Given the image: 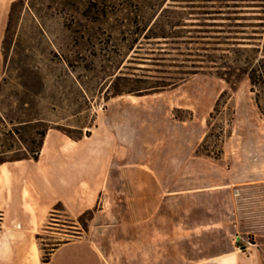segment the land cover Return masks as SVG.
I'll use <instances>...</instances> for the list:
<instances>
[{"label": "crops", "instance_id": "0c3cea01", "mask_svg": "<svg viewBox=\"0 0 264 264\" xmlns=\"http://www.w3.org/2000/svg\"><path fill=\"white\" fill-rule=\"evenodd\" d=\"M13 1L0 0V36ZM215 3L180 9L212 12L188 13L185 22L197 30L245 15L220 13ZM192 82L111 98L76 140L49 127L36 160L0 164V264H264V121L251 99L245 109L236 101L224 152L204 162L201 125L190 131L176 118L190 111L192 126L214 108L196 88L185 94ZM204 166L211 175L187 177ZM90 210L86 227L78 226ZM40 232L67 237L47 263Z\"/></svg>", "mask_w": 264, "mask_h": 264}, {"label": "rangeland", "instance_id": "374dc122", "mask_svg": "<svg viewBox=\"0 0 264 264\" xmlns=\"http://www.w3.org/2000/svg\"><path fill=\"white\" fill-rule=\"evenodd\" d=\"M207 1L218 2L211 6L224 8L220 13L245 15L213 18L230 19L223 24H212L217 28H190L192 24L185 22L188 13L212 12L180 8ZM13 2L5 11L0 36V82L5 79L0 90V105L8 113H15L16 106L21 108L17 121L20 124L13 121L14 126L8 125V129H15L20 137L26 138L30 131L27 121L32 112L38 119V133L53 127L78 138L81 130L90 128L95 116L102 113L107 100L157 94L189 80H193V84L185 94L193 95L196 88V95L201 94L204 103H215L221 95L217 93L220 87H226L219 106L215 108V103L210 112L204 113V121L190 126V111L176 113V118L186 120L190 131L198 130L201 125L205 136L198 151L204 162H214L224 152L236 101L245 109L246 100L251 99L264 121L254 102L255 93H259L264 113V90L257 86L255 93L249 92L246 64L249 61L252 65L264 54V0ZM226 7L250 9L226 10ZM236 65L239 70H235ZM226 78L235 84L226 83ZM12 135V140H8L12 147L2 150L5 153L0 155V160L25 156L30 149L18 141V135ZM40 139L39 135L34 137V149ZM211 172L210 167L204 166L201 171L187 170L186 175L206 177ZM222 172L219 169V175ZM165 173L177 177L178 171ZM57 210L60 212L54 214L63 216L61 209ZM90 218L87 215L82 221L87 223ZM77 225L82 226L79 221ZM38 235L36 243L41 260L44 250L67 239L49 232ZM232 237L234 235H228V239Z\"/></svg>", "mask_w": 264, "mask_h": 264}, {"label": "trees", "instance_id": "16d2710c", "mask_svg": "<svg viewBox=\"0 0 264 264\" xmlns=\"http://www.w3.org/2000/svg\"><path fill=\"white\" fill-rule=\"evenodd\" d=\"M15 2L12 3V6L14 5ZM11 15V13H10ZM6 31H9V20H8V24L6 27ZM249 66V71H247V75H248V79H249V83L251 85V93H255L254 92V88H256L257 86H260L262 88V90H264V54L262 55L261 59H256L255 62L250 65L249 61H247L246 63ZM235 70H239V67L236 65L235 66ZM226 83L232 85L235 84V82L231 81L230 78H226L225 79ZM5 83V79L3 78L2 81L0 82V90L2 88V85ZM226 95V92H222L221 95L219 96L218 100L216 101L215 104V108H217L219 106V103L222 99V97ZM259 93H255V105L257 106L258 110L260 111V114L262 116H264L263 111L261 110L260 104H259ZM214 111H217L216 109H214ZM12 115H11V114ZM6 112L4 111L3 107H1L0 105V155H3L5 153V151H2L3 149H9V147H12V144L9 143L8 140H12L13 135H18V141L21 144H27L28 146H30V149H27V154L25 156H16L10 160H0V164L5 163V162H10V161H17V160H23V159H32V160H36L38 158V154H39V150H40V146H41V142H42V138L44 136V133H38L37 128H36V124L38 122V119L36 118V113L32 112L30 115V119L27 121L28 124L31 125L30 131L27 135L26 138L20 137L21 135L15 130V129H8V125L14 126L13 121H16L15 124H20V122H17L19 120V116L21 114V108L16 106V110L15 113L12 112ZM13 128V127H12ZM69 138L76 140L77 138L72 136L69 133L64 132ZM36 135H39L41 137L40 142L38 143V147L37 149H34L33 146L36 144L34 137ZM7 144V145H6ZM90 215L92 217V211H87L84 214H82L78 221L82 224V227H86V222H83L82 220L87 216ZM91 219V218H90ZM39 235L36 236V238H38ZM58 243L56 245H53L51 247H49V249L44 250V255L42 257V262L43 263H47L50 259V255L53 253V251L59 246Z\"/></svg>", "mask_w": 264, "mask_h": 264}, {"label": "built area", "instance_id": "2783aa9c", "mask_svg": "<svg viewBox=\"0 0 264 264\" xmlns=\"http://www.w3.org/2000/svg\"><path fill=\"white\" fill-rule=\"evenodd\" d=\"M231 241H233V242H236V240H235V238L234 237H232V240Z\"/></svg>", "mask_w": 264, "mask_h": 264}]
</instances>
